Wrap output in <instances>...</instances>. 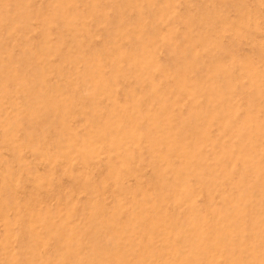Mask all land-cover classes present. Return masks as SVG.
<instances>
[{"label": "rangeland", "instance_id": "1", "mask_svg": "<svg viewBox=\"0 0 264 264\" xmlns=\"http://www.w3.org/2000/svg\"><path fill=\"white\" fill-rule=\"evenodd\" d=\"M0 264H264V0H0Z\"/></svg>", "mask_w": 264, "mask_h": 264}]
</instances>
